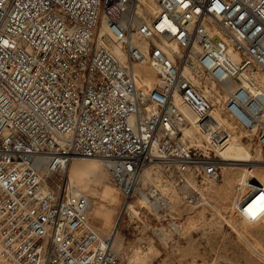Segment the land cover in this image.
<instances>
[{
  "label": "built area",
  "instance_id": "built-area-1",
  "mask_svg": "<svg viewBox=\"0 0 264 264\" xmlns=\"http://www.w3.org/2000/svg\"><path fill=\"white\" fill-rule=\"evenodd\" d=\"M235 126L264 157V0H0V264H125L69 162L102 161L119 219L135 197L174 218L219 179Z\"/></svg>",
  "mask_w": 264,
  "mask_h": 264
},
{
  "label": "rangeland",
  "instance_id": "rangeland-1",
  "mask_svg": "<svg viewBox=\"0 0 264 264\" xmlns=\"http://www.w3.org/2000/svg\"><path fill=\"white\" fill-rule=\"evenodd\" d=\"M139 83L145 87L143 82ZM233 132V140L221 153L215 154L233 160L232 174L224 175L221 168L219 179L209 189L200 190L202 203L174 207L176 220L162 216V212L152 207L141 206L136 197L128 205L131 204L137 214L127 207L119 219L124 209L123 197L107 177L103 165L96 168V173L85 170L84 180L101 179L90 184L97 190L96 196L90 189L80 190L97 202L90 212L89 225L101 236L112 233L111 224L114 234L120 232L123 247L115 253L125 264L129 263L128 257L137 254L143 258L141 264H264V177L259 178L251 171L264 170V157L248 133L236 126ZM106 184L112 188L117 201H100V192ZM257 184L263 186L261 191L256 190ZM236 205L240 214L234 209ZM105 218L111 223H104ZM150 244L154 245V251L149 252Z\"/></svg>",
  "mask_w": 264,
  "mask_h": 264
},
{
  "label": "bare ground",
  "instance_id": "bare-ground-1",
  "mask_svg": "<svg viewBox=\"0 0 264 264\" xmlns=\"http://www.w3.org/2000/svg\"><path fill=\"white\" fill-rule=\"evenodd\" d=\"M135 75H136L137 85L140 88H143V89L149 88L152 85V83L157 81V78L155 76V73H154L153 69L150 66H148V65L136 66L135 67ZM139 82H143L145 87H142ZM206 84H207L208 92L215 95V97L217 99V102H222V101H224L226 99V96H227L226 93L225 92H221V89H220V87L217 84H215L210 79L206 80ZM181 109H182L183 113L185 114V116L187 118L191 117L190 116V111H189V109L187 107L182 106ZM185 133L190 138H192L194 141L195 140H197V141L199 140V137L194 135L192 132H190V129L186 130ZM221 150L216 149L215 153L216 154L221 153L222 152ZM259 152H261V150H259ZM256 155L258 156V154H256ZM259 157H260V155H259ZM220 159L223 160L221 162V168H222L223 174L229 177L232 174V172H231L232 169L235 168V167L232 166V165H235V163H233L232 162L233 160L231 158H228V157L227 158L220 157ZM82 161H85V162H82ZM101 163H102V161L100 159H98V158L97 159H83V158H78V157L73 158L72 162H69V164L67 165V168L65 170V178H66L68 184L70 185V187L73 188L75 191H80L81 189H90V191H92V193L96 196L97 195V190L95 188H93L90 184H92L93 181L97 183V182L101 181V179L99 178V180L95 179L93 181H90L88 179L84 180L83 176L86 174L85 170L91 171V173H92V170H93L94 171L93 173H96V171L98 170L100 165H103V169H104L105 173L107 174V177L110 179V175H109L107 169L104 167V164H101ZM96 168H97V170H96ZM222 171H221V174H222ZM251 171H254V174L257 177H259V178L264 177V170L263 169H259V170H255V169L253 170L252 169ZM151 176H152V173L150 171H147L146 172V177L147 178H151ZM229 180H230V178H229ZM109 181H110L109 183H111V180H109ZM104 186L105 187L100 192V196H99L100 201L101 202H110L109 200L117 201V200H115V195L112 192V188L109 189L107 184L104 185ZM174 194H176V193H174ZM200 194L203 196V194L201 192H200ZM140 202L143 203V200L141 199ZM96 203L97 202H93V204H96ZM127 207L131 210V212L133 214H137V210H135L134 207L131 204L127 205ZM107 221H110V220L108 218H105V222L104 223H106ZM110 223H111V221H110ZM109 227H110L112 233L110 232L111 234L109 233L108 235L111 236L112 241H113V243H112L113 250H114V252L117 253L118 252L117 250H119V249H121L123 247L122 246V241L120 239V232L117 231L114 234L115 229L113 230L114 227L112 226V224ZM92 229H94L97 232L96 228H92ZM104 236H106V235H104ZM148 248H149V252L155 250V247H154L153 244H150V246ZM127 260H129V263H127V264H141L142 261H143V258L138 257V254H137L135 256L132 255L131 257H128Z\"/></svg>",
  "mask_w": 264,
  "mask_h": 264
},
{
  "label": "snow or ice",
  "instance_id": "snow-or-ice-1",
  "mask_svg": "<svg viewBox=\"0 0 264 264\" xmlns=\"http://www.w3.org/2000/svg\"><path fill=\"white\" fill-rule=\"evenodd\" d=\"M262 199H264V197H262Z\"/></svg>",
  "mask_w": 264,
  "mask_h": 264
}]
</instances>
